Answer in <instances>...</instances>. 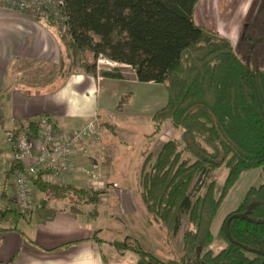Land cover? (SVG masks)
I'll list each match as a JSON object with an SVG mask.
<instances>
[{
  "label": "trees",
  "instance_id": "trees-1",
  "mask_svg": "<svg viewBox=\"0 0 264 264\" xmlns=\"http://www.w3.org/2000/svg\"><path fill=\"white\" fill-rule=\"evenodd\" d=\"M200 1L65 0L67 26L57 33L63 46L58 78L66 80L77 64L97 77L102 58L130 67L139 83L163 85L168 94L150 137L159 136L166 123L181 131L180 141H168L156 157L145 153L140 184L152 227L175 236L187 217L181 255L164 261L134 239L109 243L118 254L132 253L145 264H264V184L250 188L225 218L217 236L225 247L218 254L211 249L212 226L230 192L243 174L264 169V68L243 60L228 38L197 22ZM101 75L124 80L118 69ZM132 96L121 97L119 112ZM223 168L227 176L220 183L216 174ZM34 186L77 206L97 207L105 194L52 184L45 174ZM7 191L6 183L0 231L4 224L16 229L22 218ZM93 242L105 243L97 235Z\"/></svg>",
  "mask_w": 264,
  "mask_h": 264
},
{
  "label": "crops",
  "instance_id": "crops-1",
  "mask_svg": "<svg viewBox=\"0 0 264 264\" xmlns=\"http://www.w3.org/2000/svg\"><path fill=\"white\" fill-rule=\"evenodd\" d=\"M227 1L201 0L196 19L200 25L209 27L205 16L217 17L219 32L231 40L228 35L240 28L247 12L250 19L257 0L243 1L244 8L238 5L240 2L237 7H229L231 0ZM221 17L226 22H221ZM62 57L63 46L54 28L0 9V101L4 121L0 132L2 190L6 185L4 180L11 176L7 189L14 192V176L10 174L15 166V155L7 146L6 138L19 122H38L49 116L61 131L73 132L92 120L100 121L102 113L110 105H117L123 95V80L106 79L101 74L94 77L85 71H76L66 80H60ZM132 106L127 104L121 115L127 114L126 109ZM160 109L153 113L152 120ZM118 132L117 128L112 135L117 136ZM120 149L122 147L114 144L111 137L107 140L103 137L101 142L91 146L88 156L77 155L75 164L79 171L53 183L105 191L97 207L77 206L47 197L40 200L45 212L36 210L22 217L16 229L7 230L10 226L4 224V230L0 231V264H105L104 255L110 264H114L112 259L116 258L129 259L128 264H145L132 253L117 254L109 245L127 239L140 243L143 228L140 229L139 222L143 226L147 217L139 194L146 151L139 152L135 158L130 152L119 154ZM83 167H97L96 178L89 179L81 171ZM47 204L54 208L48 211ZM1 207L0 216L4 212ZM114 209L117 214L111 213ZM95 211L96 215L92 216ZM146 221L149 223L147 218ZM109 234L114 235L113 239L104 238ZM96 235L105 242L102 246L93 242Z\"/></svg>",
  "mask_w": 264,
  "mask_h": 264
},
{
  "label": "rangeland",
  "instance_id": "rangeland-1",
  "mask_svg": "<svg viewBox=\"0 0 264 264\" xmlns=\"http://www.w3.org/2000/svg\"><path fill=\"white\" fill-rule=\"evenodd\" d=\"M223 1L225 2V0ZM243 1L245 2L246 0H231L230 4L228 3V5H230L229 7H234L238 2H240V4L238 5L244 8ZM226 2L228 1L226 0ZM205 18L209 22V27H205V28L209 30H216L217 32H219L217 28L219 19L217 17H212V16H205ZM224 21H225L224 18L221 17V22L224 23ZM214 22L215 24H213ZM48 26L54 28L56 30V33L63 32L59 28L57 29L56 27L51 25ZM224 31L225 30H223V32ZM227 31H229V29H227ZM227 31H225L224 33L226 34ZM230 33L232 34L228 35L231 38V40L230 39L229 40L232 42L234 47L237 48V52L239 56L245 61H250L253 64L256 63L261 68H264V0H257L255 9L251 14L250 19H248V12H247L244 21L240 25V28L237 29V31L234 30V33L233 31ZM220 35L222 34L220 33ZM87 60L91 62L92 55L89 54L87 56ZM117 69L121 71V73L125 77L123 80L125 82L124 87H122L121 89V92H123V95L121 97H123L126 94H132L133 96L129 98L130 101L129 104L133 106L126 109L127 114L121 115L124 112V110L123 112H119L117 110L118 104L117 105L112 104L105 113H102L100 121L98 119L92 121H98L97 123L99 124L102 134L101 141L103 137L105 140L111 137L114 141V144L122 147V149H120L121 153L119 154H122L123 152L124 153L130 152V155L136 158L137 155H139V152L146 151L148 153H151L154 157H156L158 151L162 147V143L167 142L168 140L180 141L181 138V131L174 129L169 125H166L167 123L164 125L162 132L160 133L159 136L150 137V135H152L153 132L155 131L154 129L155 125L152 120V115L153 113H155V111H157L158 109L162 108L165 105L168 98L167 91L163 85H156V84L154 86H150V84L137 85V83H135L138 82L136 74L130 67H126V66L122 67L121 65L120 66L115 65L103 58L100 59L98 62V74H102L103 72H107V71L113 72ZM76 71L77 72L84 71V69L80 66V64H77L76 67H74L73 72ZM106 126L110 128L106 129ZM117 128L119 130L118 135L117 136L112 135L114 130H116ZM159 139L162 142H160ZM83 168L81 169L82 172H83ZM96 169L97 167H95V169L88 168V171L91 173L93 177H96V172H95ZM79 170L80 169H77V171ZM216 176L218 181L220 183H223L227 176V170L224 168L219 170ZM7 177L6 179H8ZM6 179L4 181H6L5 183H8L9 180L7 181ZM116 179L118 178L116 177ZM2 184H3L2 180L0 179V198L3 191L1 188ZM263 184H264V169H255L243 174L238 184L232 189L229 196L225 200L222 208L220 209L212 226V232L216 240L211 249L215 254H218L221 251V249L225 247V244L222 241L218 240L217 238L219 230L225 218L239 207V205L243 201L245 195L247 194L250 188L259 187ZM140 188L139 190H141ZM7 190H8L7 193L9 198L13 199L14 192L12 191V189H7ZM104 195L102 197H104ZM32 197H33L32 211L27 216H30L31 213L36 210L37 211L43 210V212H45L46 209L43 208L44 205L40 202V200H44L47 197L40 194L37 191V189L35 190L34 188H33ZM5 204L6 202L0 199V206H2L1 211H4ZM47 205H48V209H47L48 211L50 210L51 207L54 208L52 204H47ZM77 208L78 210L81 209L80 207ZM96 213L97 212L95 211L92 214V216H95ZM111 213L117 214L116 209L112 210ZM146 218L148 219V216ZM146 218L144 222L142 220L143 226L141 225V222H139L140 229L143 228V232L140 233L141 246L144 249L156 254L160 259L164 261H168L171 259L172 260L178 259L182 253L183 235L185 230L188 228L187 217L182 218L180 232L175 236L171 235L167 230H161L159 227H152L151 225H149V223H147ZM109 237H112L113 239L114 235L109 234L108 236H104V238L106 239H108ZM104 250L106 251V254L109 255V252L105 247ZM112 261L114 262V264H128L129 259L116 258V259H112Z\"/></svg>",
  "mask_w": 264,
  "mask_h": 264
},
{
  "label": "built area",
  "instance_id": "built-area-1",
  "mask_svg": "<svg viewBox=\"0 0 264 264\" xmlns=\"http://www.w3.org/2000/svg\"><path fill=\"white\" fill-rule=\"evenodd\" d=\"M0 9L61 31L67 26L65 0H0ZM97 122L91 121L80 130L63 132L49 116H44L35 123V130L32 129V121L19 122L7 135L6 144L14 153V164L18 168L13 175L12 200L19 215L26 217L32 211L34 182L40 174H45V180L53 184L77 171V155L88 156L91 146L101 141V129ZM3 123L0 101V132ZM83 172L89 179L96 178L87 167L83 168Z\"/></svg>",
  "mask_w": 264,
  "mask_h": 264
}]
</instances>
